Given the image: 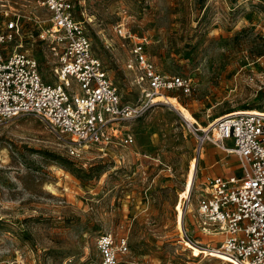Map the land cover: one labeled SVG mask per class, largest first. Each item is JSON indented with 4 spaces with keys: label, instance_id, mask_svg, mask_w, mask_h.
<instances>
[{
    "label": "rangeland",
    "instance_id": "374dc122",
    "mask_svg": "<svg viewBox=\"0 0 264 264\" xmlns=\"http://www.w3.org/2000/svg\"><path fill=\"white\" fill-rule=\"evenodd\" d=\"M73 2L123 101L141 94L126 68L140 40L162 74L190 79L191 92L164 91L171 104L157 101L120 123L131 144L104 150L88 145L71 154L70 143L32 114L1 122L0 264H101L96 240L104 233L127 240L118 264H230L210 250L220 236L199 229L196 198L204 144L218 156L213 167L238 175V160L209 141L199 149L200 131L179 111L200 126L236 110L264 112V0ZM4 3L18 17L22 50L46 82H56L38 37L48 12L36 0ZM193 174L183 233L182 200Z\"/></svg>",
    "mask_w": 264,
    "mask_h": 264
},
{
    "label": "built area",
    "instance_id": "2783aa9c",
    "mask_svg": "<svg viewBox=\"0 0 264 264\" xmlns=\"http://www.w3.org/2000/svg\"><path fill=\"white\" fill-rule=\"evenodd\" d=\"M4 1L0 0V123L32 114L70 143L71 154L88 145L104 150L115 143L131 144L132 135L122 133L120 123L141 115L164 91L191 92L190 79L162 74L140 40L131 44L126 68L141 94L136 102L123 101L93 53L73 0H36L49 14V24L38 37L48 47L57 78L46 82L36 58L22 50L21 25L17 15L5 9ZM114 30L127 36L121 24ZM205 127L209 129L195 128L200 131L197 147L209 141L234 154L240 173L212 176L199 189V226L208 235L220 236L213 248L230 264H264V114L224 113ZM96 244L101 264H118L128 249L126 238L111 233L98 236Z\"/></svg>",
    "mask_w": 264,
    "mask_h": 264
},
{
    "label": "crops",
    "instance_id": "0c3cea01",
    "mask_svg": "<svg viewBox=\"0 0 264 264\" xmlns=\"http://www.w3.org/2000/svg\"><path fill=\"white\" fill-rule=\"evenodd\" d=\"M228 145H231L230 141H228ZM202 151H203L204 159H203L202 164L199 168L198 178L202 181L200 183L203 186L206 183L207 179L212 177V176L218 175V176H222V177H229L232 175H236V174H232L231 170L226 168V167H220V168L219 167L218 168L213 167L215 161H218L217 160L218 156L211 150V147L209 144H204L202 147ZM226 155L229 156L230 154H226ZM239 173H240V169H239ZM196 207H197V202H196ZM196 215H197V211H196ZM197 223H198L199 229L202 231V229L199 226L198 218H197ZM202 233H204V232L202 231ZM204 234H206V233H204ZM209 236L215 237L214 235H209Z\"/></svg>",
    "mask_w": 264,
    "mask_h": 264
},
{
    "label": "bare ground",
    "instance_id": "6f19581e",
    "mask_svg": "<svg viewBox=\"0 0 264 264\" xmlns=\"http://www.w3.org/2000/svg\"><path fill=\"white\" fill-rule=\"evenodd\" d=\"M156 101H161L162 103L171 104L169 98L166 95H164V94L162 96H157ZM232 112H249V113L252 112V113H261V114H264V112L255 111V110H236V111H232ZM179 115L186 122H188V124L190 126L191 125L198 126V129L199 130H208L209 129L208 127L198 125V123L196 122V120L194 119V117L191 116L188 113H185L183 111H179ZM210 126L211 125H209V127ZM201 147L202 146H200L199 149H201ZM195 177H196V175L193 174V176H192V178H191V180H190V182H189V184L187 186V189H186V191L184 193V196H183V208H182V213H181V216H180V225H181V229H182L183 233H185V230H184V222H185L186 209L189 206V201H190V198H191V194H192V189H193V184H194ZM210 250L213 251L217 255H222V254L218 253L213 247H211ZM233 264H240V263L237 262V261H234Z\"/></svg>",
    "mask_w": 264,
    "mask_h": 264
}]
</instances>
